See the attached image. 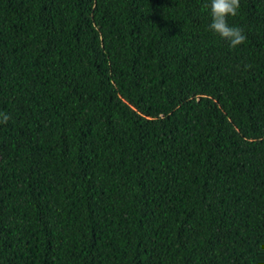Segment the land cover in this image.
Wrapping results in <instances>:
<instances>
[{
	"label": "trees",
	"instance_id": "obj_1",
	"mask_svg": "<svg viewBox=\"0 0 264 264\" xmlns=\"http://www.w3.org/2000/svg\"><path fill=\"white\" fill-rule=\"evenodd\" d=\"M0 264H264V0H0Z\"/></svg>",
	"mask_w": 264,
	"mask_h": 264
}]
</instances>
